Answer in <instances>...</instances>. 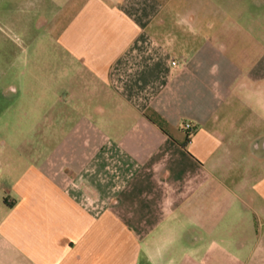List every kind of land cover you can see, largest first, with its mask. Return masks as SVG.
<instances>
[{
  "label": "crops",
  "instance_id": "0c3cea01",
  "mask_svg": "<svg viewBox=\"0 0 264 264\" xmlns=\"http://www.w3.org/2000/svg\"><path fill=\"white\" fill-rule=\"evenodd\" d=\"M0 34L42 147L10 183L0 148V264H263L264 0H0Z\"/></svg>",
  "mask_w": 264,
  "mask_h": 264
},
{
  "label": "rangeland",
  "instance_id": "374dc122",
  "mask_svg": "<svg viewBox=\"0 0 264 264\" xmlns=\"http://www.w3.org/2000/svg\"><path fill=\"white\" fill-rule=\"evenodd\" d=\"M0 37H2L1 34H0ZM2 45L3 47H6L7 52H8L7 55L9 57L11 55L10 53H13L15 55V52H17L16 61L14 59L11 61L9 57L7 60H4V59L0 60V62L5 61L6 63H8V68H9V62H12L10 65L12 66L11 73L10 75L6 77L7 84H10L11 82H13V78H15L14 75L18 74L19 72H23V74H26V75L22 76L23 79H21L22 85L24 86L23 91H21L18 94L9 92L7 97H2V94H0V101L5 102V103H19V102L29 103V101H31L32 99L31 94H30V88L32 84V79L30 75L31 73L30 72L31 70V66H30L31 46L29 44L26 45L25 46L26 50H25V48L22 47L23 45H18L10 41L7 42L6 46L4 44ZM9 49H11L13 52ZM20 57H22V63H25L22 68L18 66ZM15 62L17 63L16 65H15ZM36 86L40 87L39 84ZM41 114H42V111H40V115ZM13 115H15V112H13L12 110V113L8 114L7 116V118H9L8 119L9 122L5 125L3 123H1L0 125V148H2L5 143V148L7 150L6 167L5 168L3 167L4 170H6L5 177L7 179V183H10L12 180H16L18 177L24 174L27 171V168L29 167V165H31L34 158L36 156L38 157L36 153L42 152V149H41L42 147L40 145L41 138L34 140V139H31L33 135L29 134V126H31L30 120H27L24 115L22 117L20 112L17 114L18 117L20 116V118L23 119V121H21L23 132H21L18 137L17 136L18 134L17 135L15 134L16 123L14 121ZM18 125L19 124L17 123V128H18ZM4 164H5V161H4ZM214 192H215L214 196L216 198L217 196H223V197L228 196L226 193L224 194V189L221 186L217 185V183L214 188ZM248 206L249 208L246 209L245 214H244L246 216V219L243 222V224H241V230L243 232L240 231L239 228L235 229V232L237 234H243L244 239L246 238V240L249 243H254L258 245L259 249L260 248L264 249V212L259 211L258 206L255 205V203L253 202L251 203V201H249ZM223 214H226V212L223 213V211L219 209V205H218L217 210H215V217H214L216 224L219 222V218ZM215 237H218V236H215ZM261 254H263L264 256V252Z\"/></svg>",
  "mask_w": 264,
  "mask_h": 264
},
{
  "label": "built area",
  "instance_id": "2783aa9c",
  "mask_svg": "<svg viewBox=\"0 0 264 264\" xmlns=\"http://www.w3.org/2000/svg\"><path fill=\"white\" fill-rule=\"evenodd\" d=\"M172 64H174L173 66H176V67L179 65V64H177V62H173ZM183 128H184L185 130H187V131H190V133L194 132V131H193V126H192L191 123H185V124L183 125Z\"/></svg>",
  "mask_w": 264,
  "mask_h": 264
}]
</instances>
